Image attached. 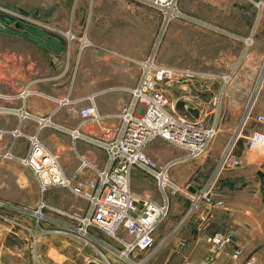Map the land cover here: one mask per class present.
Instances as JSON below:
<instances>
[{
    "label": "crops",
    "instance_id": "1",
    "mask_svg": "<svg viewBox=\"0 0 264 264\" xmlns=\"http://www.w3.org/2000/svg\"><path fill=\"white\" fill-rule=\"evenodd\" d=\"M80 5L74 23L76 32L81 35L85 33L88 38L117 49L127 56L145 57L150 52L153 45L152 37L154 38L156 27L161 21L159 11L151 3L91 0L82 1ZM1 18L2 15H0V24L4 26ZM7 18L11 19L9 16ZM11 20L8 26H4L5 29H0V129L20 128L28 135L37 132L35 119H26L20 123L19 118L8 111L9 107H18L22 103L33 115H52V119L70 109V117L67 120L70 124L59 125L62 126L59 128L62 135L54 139V150L65 173L71 176L80 164L82 156L97 168H103L106 160L104 150L85 138L73 141L70 134L63 129V127L67 129L78 127L79 109L84 103H75L64 110V106H60L57 100L39 94H32L26 99L15 96L29 85L34 90L51 93L58 96L55 98L62 99L63 95L53 92L58 88V84L52 82L61 80L60 78L70 71L69 68L73 67L89 77L87 90L98 92L96 97L98 110L102 115H109L103 121V125L106 126L117 120L114 115L119 113L131 99L130 82L124 76V73L129 71V63L92 48L80 50L77 46L76 49H70L68 52L64 40L57 35L46 34L38 26L29 23ZM41 56L43 58H40ZM65 60L68 64L61 65L65 64ZM61 68H64L63 73L55 76L54 70ZM75 81L71 78L70 81L67 78L62 80V83L67 82V85L63 86L66 90L65 97L72 95L71 87L76 84ZM184 82L186 84L176 85L179 90L175 97L171 98L172 104L177 105L180 112L187 111L191 114L188 107L191 110L197 109L199 116L203 113L204 115L215 113L209 105L211 100L209 99L208 102L203 100L205 90L197 88L187 80ZM213 100L217 98L214 97ZM213 119L216 120L215 114ZM44 129L38 133V136L44 138L47 135ZM81 129L85 135L90 132L98 134L102 126H95L92 130L90 126L85 125ZM242 138L234 148V156L242 160L241 165L219 169V160L228 138L224 135H216L204 154L197 158L178 161L171 166L170 178L187 191L170 197V214L155 232L157 252L154 258L159 260L160 264H184L188 260L198 263L209 254H214L211 264H243L244 259L249 255L255 258V264H264V152L249 150L246 141ZM28 144L26 137H14L7 131L0 136V153L11 149L14 155L25 156L28 152ZM91 144L94 149L89 147ZM145 151L159 164L184 153L182 148L162 138L153 140ZM87 168L89 167L78 175L75 184L94 175L93 168ZM29 171L25 167L22 169L23 177L26 179L30 176L31 171L30 173ZM259 172L263 173L262 178L258 175ZM0 178L2 181L7 178L11 182L18 181L15 174L9 178L6 177V173H2ZM207 182L212 184L214 197L223 200L224 205L206 211L209 221L204 232L197 230V222L193 218L176 235L169 237V233L189 205L191 194ZM60 189L67 188L48 190L45 200L51 205L67 210L84 212L87 209V200L80 197L74 201H65L62 205L54 202L63 200L65 193H56L60 192ZM131 189L135 193L150 195L160 200L155 180L138 169L133 170ZM229 232L233 235L232 242L225 246L224 250L215 251L207 238ZM9 244H12L11 240L5 244L6 253L12 249V245ZM236 246L243 249L238 262H234L228 255ZM141 254L144 256L147 253ZM0 262L18 264L11 258H1Z\"/></svg>",
    "mask_w": 264,
    "mask_h": 264
},
{
    "label": "built area",
    "instance_id": "2",
    "mask_svg": "<svg viewBox=\"0 0 264 264\" xmlns=\"http://www.w3.org/2000/svg\"><path fill=\"white\" fill-rule=\"evenodd\" d=\"M137 1L151 3L160 11L164 27L174 17L191 19L175 6L177 0ZM32 21L40 26L51 28L50 24ZM64 34L67 42H70L67 46L68 52L71 49V42L76 40L80 50L92 48L109 56L134 62L140 72L139 81L136 86L130 88L129 103L114 115L117 120L106 126L103 125V121L109 115H102L98 110L96 103L98 92L76 99L69 97L57 99L27 85L15 96L26 99L32 94H39L57 100L60 106L84 103L79 109L78 127L74 129L63 127V129L70 134L73 141L85 138L104 150L106 160L103 168H97L82 156L75 172L71 176L67 175L59 156L49 150L38 136V132L48 126L57 129L62 126L53 122L52 115H33L23 103L18 107H9L8 111L14 113L20 123L26 119H35L38 132L28 135L20 128L0 129V136L9 131L14 137H26L29 143L25 156H16L9 149L0 153V157L14 158L32 172L37 181L41 199L35 209H30L0 198V220L5 225V228L1 230H6L7 234L17 237L19 232L25 233V244H28L30 248L33 264H44L41 261L43 256L38 250V245L42 238L53 235L77 238L90 244L96 251V255L100 256V258L96 257L98 264L102 262L104 264L105 262L107 264H113V262L145 264L144 262L151 259L157 252L154 235L158 226L170 214V197L187 191L170 178L171 166L178 161L197 158L204 154L218 133L217 124L213 122L207 126L188 112H176L175 104H172L161 84L179 77L180 74L186 78L190 74L188 71L170 68L156 62L155 57L160 42L158 37L155 38L147 56L133 58L88 38L85 33L79 37L72 31ZM249 117L250 113L247 114L245 120L238 123L234 129L235 132L228 139L219 160V169L242 164V160L234 156V148L240 138L247 139L249 150L264 145V130L262 129H254L248 136L243 135L242 132ZM254 120L264 124V114H256ZM85 125L90 126L92 130L95 126H102V129L98 134L90 132L85 135L81 129ZM156 138H162L179 146L184 153L159 164L145 151L146 147ZM86 167H92L94 175L75 184L76 178ZM134 169L148 174L155 180L160 200L132 191L131 179ZM52 188L71 190L77 197L87 200V209L84 212H78L49 204L45 200V194ZM212 188V184L207 182L191 194L189 205L169 233V237L176 235L193 218L197 222V230L205 231L209 221L208 210L224 205L223 200L214 197ZM232 237V233L229 232L215 234L207 239L212 243L215 251H220L232 242ZM1 248L2 245L0 255ZM100 248L108 250L109 256ZM143 252L147 254L137 260V256ZM17 254L24 256L26 253L20 248ZM242 254L243 249L239 246L234 247L228 253L235 262L240 260ZM213 258L214 254H209L207 258L198 263L188 260L184 264H211ZM243 264H255V258L249 256L245 258Z\"/></svg>",
    "mask_w": 264,
    "mask_h": 264
},
{
    "label": "rangeland",
    "instance_id": "3",
    "mask_svg": "<svg viewBox=\"0 0 264 264\" xmlns=\"http://www.w3.org/2000/svg\"><path fill=\"white\" fill-rule=\"evenodd\" d=\"M82 1L91 0H0L1 20L4 22V26H8L9 22L12 21L11 19L38 26L44 33L55 34L64 40V46L67 48L70 42H67L65 32L72 31L77 37L81 35L75 31L74 23ZM175 6L191 19L174 17L164 27L159 11L161 21L156 27L154 38L152 37L153 41L151 40L153 44L155 38L160 39L155 57L157 63L188 71L190 74L187 78L180 74L177 78L162 82L161 85L167 92L170 101L172 102L171 98L175 97L177 90H179L176 85L186 84L184 80H187L197 88L205 90L203 100L207 102L209 99L211 100L209 105L211 109L215 110V113L211 115H204L205 113H203L202 116H199L197 109L191 110L188 107V110L194 118L204 125L209 126L216 122L217 136L224 135L229 139V135H233L238 123L245 120L248 113H250V117L242 132L243 135L248 136L254 129H262L264 124L256 122L254 118L256 114H264V0H177ZM7 16H10L11 19H8ZM32 20L50 24L51 28L40 26ZM4 26L1 23L0 29H5ZM77 46L79 45L76 40L71 42L72 50L76 49ZM70 61L69 64H71ZM126 62L129 63L130 68L128 72L124 73V76L130 82V87L133 88L139 81L140 72L134 62ZM67 64L68 62L65 60V64L62 63L61 65ZM63 70L64 68L55 69L54 75L59 76ZM69 70L60 78L61 80L52 82L58 84L56 90H59L53 92L61 94L63 95L62 98H65L66 90L63 86L64 84L67 85V82L62 83V80L67 78L70 81L71 78V80H76V84L74 83L71 87L70 99L93 93L94 90H87L86 88L89 77L85 73L79 72L73 67H70ZM47 94L58 97L51 93ZM214 97L217 100H213ZM71 105L73 104L65 105L63 109L65 110ZM175 107L177 113H183L180 112L177 105ZM67 110L62 115L53 117V122L68 126L70 123L67 120L71 111L70 109ZM183 111H185L184 108ZM214 114L216 120L213 119ZM44 130L47 135L44 138L40 135L39 138L49 150L55 152L54 139L60 137L62 132L50 126ZM243 140L247 144V139L244 138ZM89 147L95 148L92 144ZM253 152H264V146L254 148ZM0 163L2 164L0 165V177L2 173H6V177L10 178L15 174L18 178L17 182H11L8 178L2 181L0 178V198L35 209L41 199V193L32 172L29 171V178L23 177L22 169L25 166L14 158L0 157ZM59 191L56 193H65L63 200L54 201L60 205L64 204L65 201H74L77 198L69 189H60ZM3 227L5 228V225L0 220V230ZM0 237V243H2L0 244V247L2 245L0 261L1 258H11L18 264H33L30 248L28 244H25V233L19 232L17 237L7 234L6 230H3L0 231ZM8 240L12 242L9 244L12 245V249L6 253L5 244ZM20 248L25 250L24 256L17 254ZM100 249L109 256L108 250ZM38 250L43 256L41 261L44 264H88V262H96V259L100 258L90 244H86L77 238L57 235L42 238ZM154 256L144 263L160 264V261L156 260ZM110 257L113 258L111 255ZM142 257L143 255L139 254L137 260ZM0 264L2 263L0 262ZM102 264L104 263L102 262ZM105 264L107 263L105 262ZM113 264L127 263L113 262Z\"/></svg>",
    "mask_w": 264,
    "mask_h": 264
},
{
    "label": "water",
    "instance_id": "4",
    "mask_svg": "<svg viewBox=\"0 0 264 264\" xmlns=\"http://www.w3.org/2000/svg\"><path fill=\"white\" fill-rule=\"evenodd\" d=\"M261 178L263 177V173L262 172H259V174H258ZM88 264H98L97 262H95V261H90V262H88Z\"/></svg>",
    "mask_w": 264,
    "mask_h": 264
},
{
    "label": "bare ground",
    "instance_id": "5",
    "mask_svg": "<svg viewBox=\"0 0 264 264\" xmlns=\"http://www.w3.org/2000/svg\"><path fill=\"white\" fill-rule=\"evenodd\" d=\"M37 132H38V130H37ZM37 132H36V133H37ZM39 132H40V131H39ZM39 132H38V133H39ZM36 133H35V134H36ZM263 146H264V145H263ZM261 147H262V146H261ZM138 264H141V263H138Z\"/></svg>",
    "mask_w": 264,
    "mask_h": 264
}]
</instances>
